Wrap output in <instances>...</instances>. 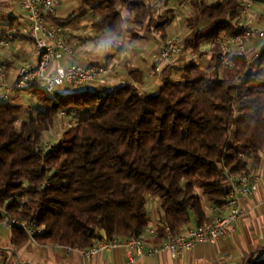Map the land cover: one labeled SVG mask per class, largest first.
<instances>
[{
    "label": "trees",
    "instance_id": "obj_1",
    "mask_svg": "<svg viewBox=\"0 0 264 264\" xmlns=\"http://www.w3.org/2000/svg\"><path fill=\"white\" fill-rule=\"evenodd\" d=\"M83 5L98 32L120 33L129 21L164 31L175 15L166 8L156 16L152 0ZM191 6L196 18L185 47L198 49L240 29L238 0H192ZM205 20L211 24L197 29ZM248 56L253 53L236 55L231 67L218 64L227 69L222 76L188 63L181 78L165 74L157 93L143 91L139 79L52 94L33 82L21 92L36 108L21 121V104L0 102V223L11 215L33 226L41 244L88 248L104 238L102 232L109 240L142 238L152 223L150 198L159 201L158 240L166 226L179 234L192 222L205 225L225 215L228 176L253 174L264 151V49L252 64ZM57 128L60 138L45 145V134ZM12 230L15 244L28 241L22 226ZM242 264H264V252Z\"/></svg>",
    "mask_w": 264,
    "mask_h": 264
},
{
    "label": "crops",
    "instance_id": "obj_2",
    "mask_svg": "<svg viewBox=\"0 0 264 264\" xmlns=\"http://www.w3.org/2000/svg\"><path fill=\"white\" fill-rule=\"evenodd\" d=\"M218 0H206L214 4ZM241 8L247 5L253 21L264 29V0H238ZM11 3V6L7 4ZM6 2L9 6L8 21L0 28V35L7 31L14 32L13 41L4 48H0L1 60L13 58L16 64L10 65L14 71L16 65L24 62H35V47L31 40L20 35V28L25 21V12L17 0ZM157 4L156 16L166 8H174L175 15L170 25L164 31L154 26L136 27L131 21L120 33L111 31L98 32L92 27L95 19L90 9L84 8L83 0H56V12L50 21L59 20L70 34V41L77 50L75 56H66L58 61L59 66L71 64L105 65L113 67L102 82L90 88L107 90L124 83H137L149 93H157L162 85L165 74L173 78H181L188 63H195L201 70H207L209 75H224L227 69L218 68V50L212 41L203 42L198 49L185 47L183 40L192 31V22L196 15L193 7L182 11L177 10L174 0H152ZM124 17L130 19L132 14L122 10ZM14 27L8 26L10 19ZM56 23V22H55ZM57 24V23H56ZM211 24L210 21L201 22L197 29H203ZM59 25V24H58ZM12 28V29H11ZM180 33L183 49L177 57L175 65L159 63V47L166 37ZM225 34V33H224ZM264 40H254L248 46V53H255L262 48ZM132 72L138 75L132 76ZM135 77V78H134ZM67 91V90H66ZM12 96L11 100L18 103ZM22 98V97H21ZM260 164L253 172L259 179L258 190L243 200L244 216L237 220L230 234L224 240L212 244H198L193 251L174 258L168 252L147 255L140 258L136 264H242L252 253L264 252V151L260 154ZM208 212H212V205L203 197ZM159 201L150 198L148 207L152 223L142 235L147 243L158 240L156 229L160 224L158 211ZM224 214L227 209L224 208ZM192 222L188 225H195ZM12 227L0 223V264H127V249L123 246L101 250L87 260L78 256L76 251L68 246L41 244L34 238L23 244H15ZM102 236L105 234L102 232Z\"/></svg>",
    "mask_w": 264,
    "mask_h": 264
},
{
    "label": "built area",
    "instance_id": "obj_3",
    "mask_svg": "<svg viewBox=\"0 0 264 264\" xmlns=\"http://www.w3.org/2000/svg\"><path fill=\"white\" fill-rule=\"evenodd\" d=\"M26 16L20 28V35L32 41L35 47L36 61L16 65L10 71V65L16 64L13 58L0 59V102L11 100L12 96L21 92L31 83L37 82L47 94L62 90L68 85L75 88L92 87L102 82L112 72L113 67L105 65L71 64L59 66L58 61L66 56H75L77 50L70 41V34L65 27L50 21L56 12V0H17ZM178 11L191 5L192 0H174ZM240 29L236 34H222L213 42L218 48L217 63L221 67H231L236 55L247 54L248 46L254 40H264V29L253 21L249 8L244 5L240 14ZM14 32L7 31L0 35V48L7 47L14 39ZM183 49L180 33L166 37L159 47V63L175 65L177 57ZM247 57V63L252 64L259 52ZM61 116H65L61 112ZM230 187L226 202L227 213L215 216L205 225L189 226L185 232L174 234L169 226L161 241L147 244L142 238L104 237L94 246L88 248L74 247L79 257L87 260L101 250L123 246L127 249V264L136 262L147 255L162 252L170 253L174 258L193 251L198 244H212L224 240L232 230L233 224L244 216L243 200L252 196L259 188V179L254 174H238L228 176ZM3 223L12 227L20 225L33 239L36 229L26 223L18 222L13 216L6 215Z\"/></svg>",
    "mask_w": 264,
    "mask_h": 264
},
{
    "label": "rangeland",
    "instance_id": "obj_4",
    "mask_svg": "<svg viewBox=\"0 0 264 264\" xmlns=\"http://www.w3.org/2000/svg\"><path fill=\"white\" fill-rule=\"evenodd\" d=\"M8 1L10 0H0V22L2 23L8 21V17H9L8 9L11 8V7L9 8V6H11V3ZM6 2H8L7 4H9V6L6 5ZM0 57L2 58V54H0ZM35 61H36V57H35ZM203 71L207 73V70H203ZM77 89H81V88H75L65 85L63 86L62 91H66V90L75 91ZM14 99L19 100L18 103L22 105L21 106L22 110L21 113L19 114V121H21L22 119H29L31 112L33 113V110L36 108V106L34 105L36 101L30 95L23 94L22 92L16 94ZM19 121L17 122V125L19 124ZM61 134H62L61 128H57L50 132H47L44 137L45 145L55 143L60 138Z\"/></svg>",
    "mask_w": 264,
    "mask_h": 264
}]
</instances>
